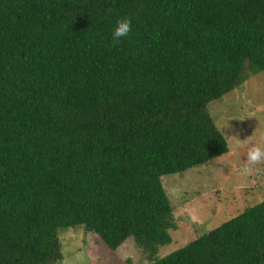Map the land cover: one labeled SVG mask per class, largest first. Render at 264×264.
I'll list each match as a JSON object with an SVG mask.
<instances>
[{
	"label": "trees",
	"instance_id": "obj_1",
	"mask_svg": "<svg viewBox=\"0 0 264 264\" xmlns=\"http://www.w3.org/2000/svg\"><path fill=\"white\" fill-rule=\"evenodd\" d=\"M261 69L264 0H0V264H60L76 225L146 264H264V197L156 255L161 175L226 151L207 103Z\"/></svg>",
	"mask_w": 264,
	"mask_h": 264
},
{
	"label": "rangeland",
	"instance_id": "obj_2",
	"mask_svg": "<svg viewBox=\"0 0 264 264\" xmlns=\"http://www.w3.org/2000/svg\"><path fill=\"white\" fill-rule=\"evenodd\" d=\"M207 109L223 134L227 149L182 172L161 175L175 227L168 229L171 239L158 246L157 256L264 197V162L254 165L248 175L239 171L246 161L247 148L254 144L264 146V69L248 74L239 84L209 101ZM237 144L241 146L233 151ZM57 236L60 264H146L148 261L131 236L114 249L81 225L59 227Z\"/></svg>",
	"mask_w": 264,
	"mask_h": 264
},
{
	"label": "clouds",
	"instance_id": "obj_3",
	"mask_svg": "<svg viewBox=\"0 0 264 264\" xmlns=\"http://www.w3.org/2000/svg\"><path fill=\"white\" fill-rule=\"evenodd\" d=\"M131 32V21L128 18L120 19L112 33L114 42H119L122 37H126ZM241 145L237 144L233 151H236ZM264 162V146L254 144L247 148L246 161L240 166V174L248 175L252 172L253 166Z\"/></svg>",
	"mask_w": 264,
	"mask_h": 264
}]
</instances>
